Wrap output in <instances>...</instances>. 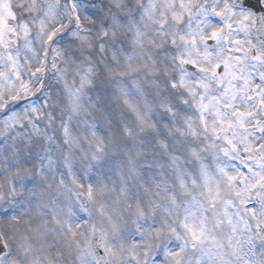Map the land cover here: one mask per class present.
<instances>
[{
    "label": "snow or ice",
    "instance_id": "snow-or-ice-1",
    "mask_svg": "<svg viewBox=\"0 0 264 264\" xmlns=\"http://www.w3.org/2000/svg\"><path fill=\"white\" fill-rule=\"evenodd\" d=\"M0 264H264V0H0Z\"/></svg>",
    "mask_w": 264,
    "mask_h": 264
}]
</instances>
